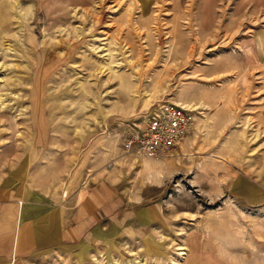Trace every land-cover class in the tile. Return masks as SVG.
Masks as SVG:
<instances>
[{"label":"rangeland","instance_id":"1","mask_svg":"<svg viewBox=\"0 0 264 264\" xmlns=\"http://www.w3.org/2000/svg\"><path fill=\"white\" fill-rule=\"evenodd\" d=\"M160 100L190 132L127 152ZM0 187L105 202L11 264H264V0H0Z\"/></svg>","mask_w":264,"mask_h":264},{"label":"crops","instance_id":"2","mask_svg":"<svg viewBox=\"0 0 264 264\" xmlns=\"http://www.w3.org/2000/svg\"><path fill=\"white\" fill-rule=\"evenodd\" d=\"M160 173L167 172L161 170ZM159 180L162 181L161 177ZM18 197L15 192L0 187V264H11L40 249L82 238L90 226L97 223L98 213L105 205L96 192L80 194L75 211L67 199L64 204L56 205L25 202ZM150 205L153 206L144 211L141 218L148 220L158 214L159 204Z\"/></svg>","mask_w":264,"mask_h":264},{"label":"built area","instance_id":"3","mask_svg":"<svg viewBox=\"0 0 264 264\" xmlns=\"http://www.w3.org/2000/svg\"><path fill=\"white\" fill-rule=\"evenodd\" d=\"M192 117V110L187 106L160 100L144 114L140 131L126 137L125 149L148 157L171 154L190 132Z\"/></svg>","mask_w":264,"mask_h":264},{"label":"bare ground","instance_id":"4","mask_svg":"<svg viewBox=\"0 0 264 264\" xmlns=\"http://www.w3.org/2000/svg\"><path fill=\"white\" fill-rule=\"evenodd\" d=\"M5 26V25H4ZM5 27H8V26H5ZM5 29V28H4ZM192 107V106H191Z\"/></svg>","mask_w":264,"mask_h":264}]
</instances>
